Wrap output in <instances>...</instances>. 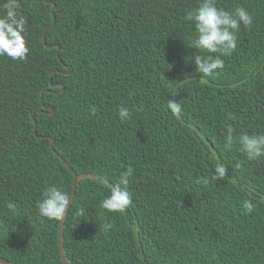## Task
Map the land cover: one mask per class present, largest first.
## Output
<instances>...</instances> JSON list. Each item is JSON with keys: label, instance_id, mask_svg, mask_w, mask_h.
Returning a JSON list of instances; mask_svg holds the SVG:
<instances>
[{"label": "trees", "instance_id": "16d2710c", "mask_svg": "<svg viewBox=\"0 0 264 264\" xmlns=\"http://www.w3.org/2000/svg\"><path fill=\"white\" fill-rule=\"evenodd\" d=\"M49 1L50 28L51 4L19 0L29 53L0 55V258L64 264L59 221L37 205L53 186L69 196L73 171L96 177L80 179L64 217L69 264H264V156L249 160L238 143L264 134V0H215L230 13L245 8L253 23L241 25L236 51L212 77L192 59L219 54L188 46L197 33L187 15L201 0ZM170 99L182 106L179 120ZM42 104L54 111L39 112ZM129 166L132 204L103 209ZM220 166L225 177L211 179Z\"/></svg>", "mask_w": 264, "mask_h": 264}, {"label": "clouds", "instance_id": "9594fccd", "mask_svg": "<svg viewBox=\"0 0 264 264\" xmlns=\"http://www.w3.org/2000/svg\"><path fill=\"white\" fill-rule=\"evenodd\" d=\"M2 7L3 11L0 12V55H7L13 59H26L29 53L25 40L26 20L18 11L20 7L19 0H6ZM187 19L194 23L197 33L196 37L189 41L188 46L197 49L199 52L206 51L219 54L208 58L202 55L193 56L192 61L196 72L205 77H212L219 70L224 69L225 62L221 57L229 56L236 51V33L241 25L248 27L253 23V17L245 8L240 7L234 13H230L218 8L215 5V0H201L199 7L188 13ZM167 108L176 119L181 118L182 106L175 99L168 100ZM90 112L95 115L96 108H91ZM119 117L121 120L128 119L129 109L121 106ZM230 117L231 114H229ZM232 131V127L228 126V134L224 144L226 150H230L233 146ZM238 143L240 150L249 160L264 156V134H242L239 136ZM236 166L240 167V165ZM226 173V168L217 167L211 179H222ZM134 175L135 169L129 166L112 185L110 195L101 201L100 206L109 212L127 210L133 202L128 185ZM202 182L207 183L208 181L205 179ZM42 195L43 199L37 205L40 216L57 221L63 220L69 208L67 193L61 188L53 186L48 188ZM7 207L9 210L15 211L13 202H9ZM243 208L250 213L255 208V204L251 200H245Z\"/></svg>", "mask_w": 264, "mask_h": 264}, {"label": "water", "instance_id": "95a60500", "mask_svg": "<svg viewBox=\"0 0 264 264\" xmlns=\"http://www.w3.org/2000/svg\"><path fill=\"white\" fill-rule=\"evenodd\" d=\"M46 2L49 3V4H51V10H50V12H51V16H52V23L49 26V28H50V27L53 26V24L55 22V17H54V14H53L54 5L49 0H46ZM47 30L48 29H46L43 32V34H42V41H43V43H45V33H46ZM56 47H57V51H58L59 46L57 45ZM70 71H71V68L69 66H66V70L64 72H61V73L69 74ZM56 86L59 87V91H61L63 89V86L61 84H59V83L53 84L51 82V79H49V87L51 88V87H56ZM45 91H48V89H46V88L45 89H42L41 92H40V100L41 101L43 99V93ZM53 111H54V109L51 106H46L44 104H42V109L39 110V112H42L44 114H46V113H49L50 114ZM30 117H31V119L33 121V124H34L33 131L35 132L36 131V123H35V119L33 117V113H31ZM43 137L50 139V144L49 145H50V148L52 149L53 148V142H54V140L51 137H49V136H43ZM61 160L65 163V161L63 160V158H61ZM66 166L68 167L67 164H66ZM72 173H73L74 179H73V184H72V187H71V192L69 194V204H70V201H71V199H72V197L74 195L76 186H77L78 182L80 181V179H82V178H89V177L90 178H95L96 177L94 174H87V173L77 174L75 172H72ZM63 222H64V218H63V220L59 221V225H58V238H57V241H58V250H59V255H60V258H61L62 262L64 264H68V262H67V260H66V258L64 256V254H63V249H62ZM0 263H3V264H14V263H12L10 261H7V260L1 259V258H0Z\"/></svg>", "mask_w": 264, "mask_h": 264}, {"label": "rangeland", "instance_id": "374dc122", "mask_svg": "<svg viewBox=\"0 0 264 264\" xmlns=\"http://www.w3.org/2000/svg\"><path fill=\"white\" fill-rule=\"evenodd\" d=\"M58 51H59V49H58ZM58 51L56 50V52H57L56 54H58ZM66 66H68V65H66ZM66 66H65V70H66ZM69 67H70V66H69ZM70 68H71V67H70ZM71 72H72V68H71L70 73H71ZM70 73H69V74H70ZM69 74H65V75H69ZM54 84H55V83H54ZM57 87H58V86H57ZM65 165H66V163H65ZM68 167H69V166H68ZM69 169H71V168L69 167ZM72 172H73V171H72Z\"/></svg>", "mask_w": 264, "mask_h": 264}]
</instances>
